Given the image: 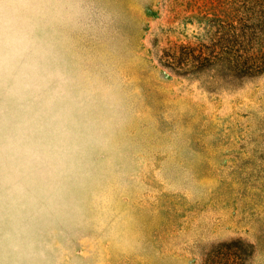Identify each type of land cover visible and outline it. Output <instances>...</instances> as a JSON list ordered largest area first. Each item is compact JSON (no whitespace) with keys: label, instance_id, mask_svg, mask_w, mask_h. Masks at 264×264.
<instances>
[{"label":"rangeland","instance_id":"rangeland-1","mask_svg":"<svg viewBox=\"0 0 264 264\" xmlns=\"http://www.w3.org/2000/svg\"><path fill=\"white\" fill-rule=\"evenodd\" d=\"M0 264H264V0H0Z\"/></svg>","mask_w":264,"mask_h":264}]
</instances>
